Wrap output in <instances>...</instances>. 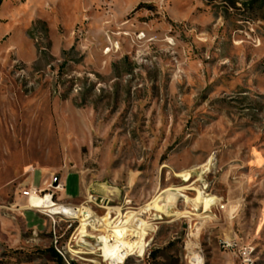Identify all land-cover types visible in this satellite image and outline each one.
I'll return each mask as SVG.
<instances>
[{
    "label": "rangeland",
    "instance_id": "obj_1",
    "mask_svg": "<svg viewBox=\"0 0 264 264\" xmlns=\"http://www.w3.org/2000/svg\"><path fill=\"white\" fill-rule=\"evenodd\" d=\"M203 183L207 211L173 193ZM30 189L135 213L144 254L117 264H240L223 240L264 264V0H0V264H110V228Z\"/></svg>",
    "mask_w": 264,
    "mask_h": 264
},
{
    "label": "bare ground",
    "instance_id": "obj_2",
    "mask_svg": "<svg viewBox=\"0 0 264 264\" xmlns=\"http://www.w3.org/2000/svg\"><path fill=\"white\" fill-rule=\"evenodd\" d=\"M196 166V165H195ZM205 165H200L195 168L182 171L179 176L183 181H185L192 171L201 170ZM60 187V186H59ZM207 188V184L203 183L201 185L197 184H189L182 185L177 187L175 191H173L176 195L186 196L187 190L193 191L197 193V203H203L206 211L211 208L214 204L209 201L207 198L210 195H206L203 189ZM166 191V190H163ZM162 191V192H163ZM151 204H147L145 209H157L159 208L162 212L168 213L171 208L166 207L162 209L158 203L150 202ZM28 208L37 211H47L51 214H64L68 216H72L75 218H79L81 222V230L88 232V228L96 229L99 226H105L109 229V233L106 235H100L98 237L99 242H101V246L99 249L102 251V255L105 259L109 260L110 264H117L118 260L124 261L128 256L134 255L136 253L137 256H142L145 251L146 241L145 236L147 235L146 230L144 229V222L141 219L134 218V225L131 229V234L134 236V239L128 240L125 236L130 230L128 228L129 220L134 217V214L129 215L127 220L121 221V225L109 226V222L111 220L110 214L107 212L103 216H98L96 213L84 209L81 206L76 208L70 206H64L56 204L50 199L49 194H45L44 196H39L36 194H32L28 198ZM144 209V208H143ZM108 220V221H107ZM132 223V224H133ZM194 235V234H193ZM91 236V235H90ZM194 237H197L194 235ZM86 242V241H84ZM193 243V242H192ZM189 244L192 246L193 244ZM224 247V246H223ZM194 255V254H193ZM199 257L198 256H190L189 264H198Z\"/></svg>",
    "mask_w": 264,
    "mask_h": 264
},
{
    "label": "built area",
    "instance_id": "obj_3",
    "mask_svg": "<svg viewBox=\"0 0 264 264\" xmlns=\"http://www.w3.org/2000/svg\"><path fill=\"white\" fill-rule=\"evenodd\" d=\"M32 194L39 195V192H37L36 189H30L28 191L23 192V195L27 197V200ZM50 199H51V196H50ZM215 205H218L220 209L224 207L223 204H219V203ZM222 246H224V249L226 250L234 251L236 253L237 258L240 261V264H254V260H253L254 248L251 247L250 245L237 246L232 241L223 240Z\"/></svg>",
    "mask_w": 264,
    "mask_h": 264
},
{
    "label": "trees",
    "instance_id": "obj_4",
    "mask_svg": "<svg viewBox=\"0 0 264 264\" xmlns=\"http://www.w3.org/2000/svg\"><path fill=\"white\" fill-rule=\"evenodd\" d=\"M49 254L55 260L56 264H64L61 256L54 249L51 248Z\"/></svg>",
    "mask_w": 264,
    "mask_h": 264
},
{
    "label": "crops",
    "instance_id": "obj_5",
    "mask_svg": "<svg viewBox=\"0 0 264 264\" xmlns=\"http://www.w3.org/2000/svg\"><path fill=\"white\" fill-rule=\"evenodd\" d=\"M218 203H219V202H218ZM219 204H221V203H219ZM228 239H229V238H228ZM226 241H229V240H226ZM224 250L235 254V252L232 251V250H226V249H224Z\"/></svg>",
    "mask_w": 264,
    "mask_h": 264
},
{
    "label": "water",
    "instance_id": "obj_6",
    "mask_svg": "<svg viewBox=\"0 0 264 264\" xmlns=\"http://www.w3.org/2000/svg\"><path fill=\"white\" fill-rule=\"evenodd\" d=\"M56 184V183H55Z\"/></svg>",
    "mask_w": 264,
    "mask_h": 264
}]
</instances>
